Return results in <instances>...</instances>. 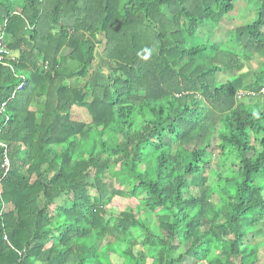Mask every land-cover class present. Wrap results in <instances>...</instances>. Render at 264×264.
<instances>
[{
	"label": "trees",
	"instance_id": "1",
	"mask_svg": "<svg viewBox=\"0 0 264 264\" xmlns=\"http://www.w3.org/2000/svg\"><path fill=\"white\" fill-rule=\"evenodd\" d=\"M5 1L0 264L264 263V0L227 45L233 0Z\"/></svg>",
	"mask_w": 264,
	"mask_h": 264
},
{
	"label": "rangeland",
	"instance_id": "2",
	"mask_svg": "<svg viewBox=\"0 0 264 264\" xmlns=\"http://www.w3.org/2000/svg\"><path fill=\"white\" fill-rule=\"evenodd\" d=\"M234 4H235V9L234 11L231 13L230 16L226 17L225 21H222L220 24L215 25V27H213L212 29L206 31V32H201L200 34H203V37H205V40H211L212 42H216L217 44H224L227 45L229 44V38L231 40V32L239 26H244V25H248L251 24L252 22H254L259 14V10H260V4L256 1V0H234ZM229 46H232L233 49V45L232 43H230ZM104 48L103 46H100L99 50L97 51L96 55H97V59L94 61V64H96V61L98 63L99 60L103 59L102 58V50ZM237 52L240 55H245V59H243V68L241 69V72H255L258 71L259 68V56L253 51V49L251 48V46L249 45V42L246 38H244L242 40V42L237 46H235ZM94 71V68L91 69V71ZM239 72V71H238ZM91 73V72H90ZM221 75V80L222 81H226L229 79V74L226 72H222ZM87 78L82 77L80 80L84 81ZM248 80L252 81L253 77L250 76L248 78ZM78 114L76 113L75 117L76 118H80V119H85L88 123H89V116L87 114V110L85 108H79ZM233 162H236V160L233 157H229V158H222L219 154V152L217 151L214 154L213 157V164H217V163H221L225 166H230ZM112 184H116L114 182V180H112ZM143 216H146L145 214ZM150 222V227L151 228H157V224H156V219L154 218V216L148 217ZM256 229L260 228V225L255 227ZM260 232V240L264 239V230H259ZM188 247V245H185L183 247H180L178 250L172 251L171 252V256L173 258H176L179 254H183L185 249ZM157 252L156 248L147 249V254L148 255H154ZM263 252V251H262ZM264 253V252H263ZM187 260H185V262H183L182 264H195V261L190 260L188 258H186ZM264 259H262L263 261ZM264 262V261H263ZM264 264V263H262Z\"/></svg>",
	"mask_w": 264,
	"mask_h": 264
},
{
	"label": "built area",
	"instance_id": "3",
	"mask_svg": "<svg viewBox=\"0 0 264 264\" xmlns=\"http://www.w3.org/2000/svg\"><path fill=\"white\" fill-rule=\"evenodd\" d=\"M17 61L16 57L12 55V52L8 48V42L5 35V29L0 31V65L11 67V61ZM8 162H6V165ZM7 237H5V240Z\"/></svg>",
	"mask_w": 264,
	"mask_h": 264
},
{
	"label": "crops",
	"instance_id": "4",
	"mask_svg": "<svg viewBox=\"0 0 264 264\" xmlns=\"http://www.w3.org/2000/svg\"><path fill=\"white\" fill-rule=\"evenodd\" d=\"M23 2H24V0H6L5 1L6 4H11L12 5L11 7H13L14 12H16V13H19L22 10V8H23ZM2 29L3 30L5 29V32H6V23L5 22L4 23H1L0 22V31ZM6 39H7V41H8L9 44L14 41V38H13V35L12 34L6 35ZM12 52H13V54L15 56L18 55L16 51H12ZM44 256H45V254H44ZM45 259L46 258H42V257H40L39 259L37 258L36 264H42L43 262H45Z\"/></svg>",
	"mask_w": 264,
	"mask_h": 264
},
{
	"label": "clouds",
	"instance_id": "5",
	"mask_svg": "<svg viewBox=\"0 0 264 264\" xmlns=\"http://www.w3.org/2000/svg\"><path fill=\"white\" fill-rule=\"evenodd\" d=\"M233 2H234V0H233ZM8 42V41H7ZM9 48V47H8ZM10 49V48H9ZM11 51V50H10ZM12 52V51H11ZM12 55L13 56H15L14 54H13V52H12ZM16 57V56H15ZM17 58V57H16ZM21 87V85L19 86V88ZM263 92H264V88H263V90H262ZM2 107L4 108L5 107V103L2 105Z\"/></svg>",
	"mask_w": 264,
	"mask_h": 264
}]
</instances>
